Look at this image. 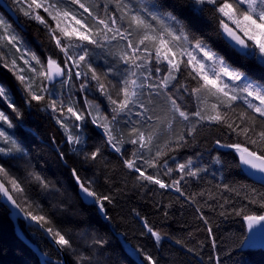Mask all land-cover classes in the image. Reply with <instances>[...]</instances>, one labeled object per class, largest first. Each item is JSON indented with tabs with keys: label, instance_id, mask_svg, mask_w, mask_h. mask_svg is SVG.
I'll use <instances>...</instances> for the list:
<instances>
[{
	"label": "snow or ice",
	"instance_id": "obj_1",
	"mask_svg": "<svg viewBox=\"0 0 264 264\" xmlns=\"http://www.w3.org/2000/svg\"><path fill=\"white\" fill-rule=\"evenodd\" d=\"M13 3L25 17L44 25L63 59L58 61L49 56L44 62L35 53H29L11 25L0 16V62L20 82L26 93V104L47 101L46 108L59 113L55 119L64 129L66 143L73 146L71 151L85 163L97 161L102 149L95 147L88 151L86 141L80 134H74L72 128H81L90 117L91 123L102 130L103 143L121 155L123 166L136 174L141 187L157 185L160 189H174L186 201L196 204V196L204 193L186 195L182 182H186V178L199 180L207 168L192 157L183 163L175 162L169 153L194 143L205 128L216 125L227 130L222 135L235 139L225 143L217 138L214 146L232 150L238 157L237 167L249 170L250 175L264 185V76L253 78L250 75L253 65L264 69V0H178L175 6L189 11L188 20L167 10L171 5L163 0H103V3L13 0ZM196 25L201 26L199 31ZM114 43H123L118 55L123 67L109 66L102 74L89 61L88 46L103 49ZM9 47L20 53L19 57L4 51ZM18 59L25 67L18 64ZM82 67L87 71H81ZM73 81H80V92H86L91 82H95L91 86L106 98L111 106L110 114L101 112L100 105L91 101L85 100L86 107L80 110L71 97L61 98L64 94L55 90V84L58 82L63 88ZM193 98L194 104L189 108L188 101ZM0 101L17 117L22 115L3 84H0ZM239 105L243 107L238 109ZM69 120H74L71 127ZM0 122L13 127L12 119L3 110H0ZM2 124L0 157L26 155L25 149ZM125 144L135 147L126 153ZM58 154L64 158L62 150H58ZM170 159L174 167L169 165ZM214 159L220 163L219 157ZM148 169L155 171L150 173ZM174 172L178 178L173 177ZM71 173L81 194L92 198L91 202L99 206V212L107 219L105 202L111 204L112 197L98 194L93 188L94 181L82 178L77 168L71 169ZM27 175L42 191L53 190L39 173L29 171ZM0 177V194L23 212L26 219L43 228L59 249L72 250L71 234L55 227L49 216L41 214L38 205L34 208L25 197L21 206L13 193H24L22 182L2 163ZM163 177L171 179L166 181ZM218 187L236 191L228 183ZM245 199L247 204L233 211L247 223L249 231L257 225L264 229V192L252 188ZM227 203L225 198L220 208ZM248 205L258 206L260 211H245ZM195 210L207 225L209 221L201 207ZM143 227L157 242L161 240L160 232L147 221ZM206 230L213 235L211 227ZM92 243L103 249L108 241L99 237ZM212 247L216 248L215 239ZM131 253L137 257L138 264H159L144 248L131 249ZM209 259L223 264L219 255ZM42 264L51 262L44 259ZM77 264H92V257L81 254Z\"/></svg>",
	"mask_w": 264,
	"mask_h": 264
},
{
	"label": "trees",
	"instance_id": "obj_2",
	"mask_svg": "<svg viewBox=\"0 0 264 264\" xmlns=\"http://www.w3.org/2000/svg\"><path fill=\"white\" fill-rule=\"evenodd\" d=\"M4 1L16 15L18 24L1 9L0 16L5 18L19 36L22 47L29 53H35L42 61H46L49 56L61 61L63 56L51 42L44 25L25 17L17 10L13 0ZM163 2L171 5L167 10L173 11L181 19L190 18L191 14L188 10L175 6L178 0H163ZM93 3H103V0H93ZM39 11L47 18L42 10ZM195 27L198 31L201 29L200 25ZM88 47L89 61L98 72L103 74L113 65L123 67L118 60L123 43L107 45L103 49L91 45ZM13 54L17 55L15 50ZM81 71H87L86 67H82ZM250 75L253 78L264 76V69L253 65ZM109 79L115 82L111 75ZM79 83L80 81H73L72 87H74L70 88V91L73 90L71 96L76 107L83 110L87 100L94 105L99 104L101 112L110 114L111 106L106 98L91 86L95 82H91L89 89L82 92L83 98L78 89ZM0 84L10 91L12 100L22 113L17 117L6 103L0 101V110L10 116L13 127L8 128L2 122L0 124L26 151V155L20 158L0 157V163L22 182L24 193H13L21 206H24L26 197L33 203L34 208L39 206V210H42L41 214L51 218L55 227L71 234L73 249H63L69 264H77L78 256L81 254L91 256L92 264H138L137 257L131 253V249L137 247L151 252L159 260V264H215L209 257L217 255L220 256L223 264H264V250L246 246L245 221L233 211V208L240 209L247 204L245 196L251 194L252 188L257 192H264V185L252 180L241 167H237L238 157L232 150L214 146V140L217 138L225 143L235 139L222 135V132L227 131L226 129L212 125L205 128L194 143L169 153V156L174 157L175 162L183 163L188 157H192L201 167L207 168V172L201 173L199 180L186 178V182H182L186 195L204 193L203 196L197 195V203L192 204L174 189H160L157 185L141 187V182L135 179L136 174L123 166L121 155L103 143L105 138L102 136V130L91 123L90 117L82 123L81 128H72L74 134H80L86 141L88 151L95 147L102 149V155L97 161L85 163L81 156L71 151L73 146L66 143L64 129L55 119L59 113L46 108L47 101L40 103L33 101L31 105L26 104V93L20 82L9 68L3 66V62L2 67L0 66ZM185 99L187 100V96ZM193 104L194 98L188 101L189 108ZM239 107L243 106L239 105L238 109ZM67 122L71 127L74 120ZM134 147L125 144L124 151L130 153ZM58 150L64 152L63 159L60 158ZM215 157H219L220 163L215 162ZM169 165L174 167L172 159L169 160ZM73 168L79 170L82 178L94 181L93 188L98 194L112 197L111 204L105 202L107 219L99 212L97 204L91 201L85 202L81 197L79 187L71 173ZM29 171H35L43 176L53 186V190L42 191L40 186L28 177ZM148 171L151 173L155 170L148 169ZM173 177L178 178V174L174 172ZM163 178L166 181L171 179ZM223 183H228L236 191H225L218 187ZM236 192H239V195ZM225 198L229 203L224 204L222 209L220 204L224 203ZM197 206L201 207L207 217L209 221L207 225L199 219L200 214L195 210ZM249 210L260 211L256 205H248L245 211ZM222 211L224 215L220 214ZM144 221H147L155 231L160 232L159 242L143 227ZM18 227L45 256L60 261L58 252L47 242L42 233L27 226L21 220H18ZM208 227L213 229L212 236L206 230ZM99 237L108 241L103 249L92 243L94 238ZM213 239L216 241L215 249L212 247ZM176 241L181 243L178 244ZM140 259L142 260L143 257ZM0 264H41L38 256L15 233L9 211L1 198Z\"/></svg>",
	"mask_w": 264,
	"mask_h": 264
},
{
	"label": "water",
	"instance_id": "obj_3",
	"mask_svg": "<svg viewBox=\"0 0 264 264\" xmlns=\"http://www.w3.org/2000/svg\"><path fill=\"white\" fill-rule=\"evenodd\" d=\"M0 8L3 9V11L13 20L16 21L15 14L11 11V9L7 6V4L0 0ZM50 86V85H49ZM244 173H246L252 180L256 181V178L252 175H250L249 170L242 169ZM261 184V183H260ZM80 192V189H79ZM81 197L84 199L85 202H90L91 198H85L81 192ZM0 198L2 203L5 205V207L9 211V217L14 225L15 233L20 238V240L29 248L31 249L39 258V261L43 262L44 259H48L52 264H69L66 258V255L63 251V249H59V246L55 245L49 234L46 233V231L41 228L39 225H36L35 222L30 221L29 219H26L24 217V213L21 212L19 209L15 208L10 201L7 200L6 197H4L2 194H0ZM18 220H21L24 222L27 226L34 228L35 230L39 231L43 234V236L46 238L47 242L58 252L60 256V261H55L47 256H45L28 238H26L23 233L20 231L18 227ZM245 228L247 232V240H246V246H252L255 249H262L264 250V229L261 228V226L257 225L252 231H249L247 223L245 222ZM43 254V255H42Z\"/></svg>",
	"mask_w": 264,
	"mask_h": 264
},
{
	"label": "rangeland",
	"instance_id": "obj_4",
	"mask_svg": "<svg viewBox=\"0 0 264 264\" xmlns=\"http://www.w3.org/2000/svg\"><path fill=\"white\" fill-rule=\"evenodd\" d=\"M1 9V8H0ZM2 10V9H1ZM3 11V10H2ZM4 51L6 52V53H9L10 55H15V54H13V51H14V49H11L10 47L9 48H5L4 49ZM20 55V53H17V55H15V56H19ZM18 61V60H17ZM44 62H46V61H44ZM34 63V62H33ZM18 64L21 66V67H25L24 65H23V61H21V60H19V62H18ZM0 66L2 67V62H0ZM26 74H28L27 72H26ZM74 87V86H73ZM72 87V85H66V86H64L63 88H61V85L57 82L56 83V85H55V88H57V92H63V94H64V96L63 97H61V98H65V97H71V99L73 98L71 95H72V92H73V90L72 91H70V88H73ZM65 93H66V95H65ZM70 93V94H69ZM69 94V95H68ZM53 98H56V97H53ZM81 98H83V94H82V92H81ZM72 101H73V99H72ZM74 102V101H73ZM83 107L85 108L86 106L85 105H83ZM74 133V132H73Z\"/></svg>",
	"mask_w": 264,
	"mask_h": 264
},
{
	"label": "bare ground",
	"instance_id": "obj_5",
	"mask_svg": "<svg viewBox=\"0 0 264 264\" xmlns=\"http://www.w3.org/2000/svg\"><path fill=\"white\" fill-rule=\"evenodd\" d=\"M4 1V0H3ZM5 2V1H4ZM6 3V2H5ZM7 4V3H6ZM8 6V5H7ZM9 7V6H8ZM2 9V8H1ZM3 10V9H2ZM12 11V10H11ZM13 12V11H12ZM14 13V12H13ZM16 16V15H15ZM15 23H17V18H16V21H14ZM18 24V23H17ZM21 231V230H20ZM23 233V232H22ZM24 234V233H23ZM64 251V250H63Z\"/></svg>",
	"mask_w": 264,
	"mask_h": 264
}]
</instances>
